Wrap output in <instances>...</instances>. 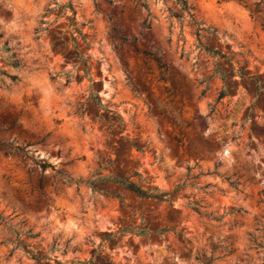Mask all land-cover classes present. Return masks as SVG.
Segmentation results:
<instances>
[{
	"label": "rangeland",
	"instance_id": "1",
	"mask_svg": "<svg viewBox=\"0 0 264 264\" xmlns=\"http://www.w3.org/2000/svg\"><path fill=\"white\" fill-rule=\"evenodd\" d=\"M187 1L0 0V264H264V0Z\"/></svg>",
	"mask_w": 264,
	"mask_h": 264
},
{
	"label": "trees",
	"instance_id": "2",
	"mask_svg": "<svg viewBox=\"0 0 264 264\" xmlns=\"http://www.w3.org/2000/svg\"><path fill=\"white\" fill-rule=\"evenodd\" d=\"M176 1H177V5L179 6L180 10L182 12H186L187 15L194 21L195 25H197L196 34L198 36H200V31H202L203 29L199 27V24L194 19V15L191 12L193 9L192 6L188 3L187 0H176ZM66 6L69 7L73 12L72 17H71V21H70V26L73 27L71 41H72L74 49L76 50L77 54L80 56V51H79L80 50V41L85 43L86 40L84 38L83 31L76 25V18H75L76 12L74 10V5L72 4V2H68V4ZM171 14L173 16L178 17L179 19L182 18V16L177 14L176 12L171 11ZM2 35H3V33L0 32V37H2ZM3 49L7 53H9L11 48L8 46V41H6L4 43ZM214 53H215L214 55H216L220 58H226V56L224 54H222L221 52H214ZM152 59L159 62V60H157L156 58H152ZM5 60L7 61V63L9 65H11L13 67H18L20 65V61L15 58V53L7 54V57H5ZM83 63L87 69V61L85 60V61H83ZM220 75L223 78V80L226 82V80H227L226 74L224 72H221ZM3 76L8 77L13 82H16L18 80L17 75L8 74L6 71L0 69V77H1L2 83L4 82ZM241 76L242 77H248L245 74H241ZM253 80H254V83L256 85V90H264V87L259 84L258 80L254 79V78H253ZM204 82H206V80H203V83ZM207 89H208V84H207L206 88L204 89V92ZM227 95H228V93L226 90V85H224L223 89L219 92L217 102H219L221 99H223ZM87 101L91 102L92 104L97 105L99 108L104 109V106L101 103V98L99 97L98 94H96L95 96H91ZM105 112H106L107 120L110 122L111 126L114 127L115 125H117L118 127H120L122 129L123 120L121 119V117L119 115H117V120H115V118H114L115 112L114 111L105 108ZM14 125H16V120H14L12 122V126H14ZM19 150L23 151L24 154H26V152L20 146L11 147V152L14 154H16L17 151H19ZM39 165L41 166L42 170H44V171L47 168H52L55 170L54 166L51 163H48L46 161H41ZM56 172L61 173V175H62L61 181L64 184L69 185L72 183L78 184V183L82 182L81 180L71 179L65 172H63L61 170H56ZM136 175H139V177L141 179L140 174L136 173ZM101 181L113 182L115 184H119L123 188L131 191L136 196L141 197V198H150V199H155L158 201H171V199L169 198V193L159 192L157 188H152V187L144 188L138 182L132 180L131 176L119 177V176L109 174V175L99 176L98 178H96L95 180H93L91 182L90 181H85V182L86 183L90 182L91 184H94L96 182H101ZM230 184L237 188L238 181L237 180H231ZM189 206L191 207V209L196 211L198 214H203V212L201 211V206L199 203L189 204ZM212 219L219 220L218 218H216L214 216L212 217ZM10 220H11V218L9 216L4 217L0 214V222L9 226L16 234L17 242H16L15 247L12 250H14L18 247H27V245H25L22 242V239H21L22 236H26L28 238H36L39 235L38 233H33L31 229H28L26 231H24L22 228L19 230H15L14 226L9 223ZM128 231H130L128 228H125L122 230V232H128ZM170 231H174V229L165 227V228H162L159 230H155L154 232L160 236V235L164 234L165 232H170ZM141 233L147 234L148 232H147V230H142ZM35 258H37V257H35ZM198 259L203 264H210V261L206 262L204 260V258H202L201 256H199ZM81 264H87V262H81Z\"/></svg>",
	"mask_w": 264,
	"mask_h": 264
}]
</instances>
